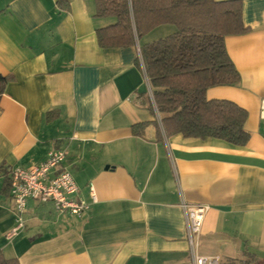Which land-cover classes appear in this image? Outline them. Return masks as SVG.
<instances>
[{"label":"crops","instance_id":"0c3cea01","mask_svg":"<svg viewBox=\"0 0 264 264\" xmlns=\"http://www.w3.org/2000/svg\"><path fill=\"white\" fill-rule=\"evenodd\" d=\"M96 11L94 0H0V75L9 79L0 98L4 256L20 264H264V0H243L249 31L225 39L240 83L206 94L247 111L244 147L168 137L141 48L175 27L131 48L102 49L97 30L116 19ZM53 149L67 152L63 168L91 208L75 217L29 201L25 229L9 240L12 169L38 165ZM183 204L209 207L194 247Z\"/></svg>","mask_w":264,"mask_h":264},{"label":"trees","instance_id":"16d2710c","mask_svg":"<svg viewBox=\"0 0 264 264\" xmlns=\"http://www.w3.org/2000/svg\"><path fill=\"white\" fill-rule=\"evenodd\" d=\"M98 18L116 24L97 30L100 48L136 46L156 28L175 27L171 35L144 44L141 57L165 134L219 139L244 147L250 134L248 113L226 100H208L212 87L234 86L241 77L226 49L228 36L249 31L242 19L243 0H94ZM138 65L141 61L138 60ZM9 79L0 75V98ZM55 113H48V120ZM143 125L134 126L141 135ZM9 184L5 191L9 190ZM0 264H20L0 249Z\"/></svg>","mask_w":264,"mask_h":264},{"label":"built area","instance_id":"2783aa9c","mask_svg":"<svg viewBox=\"0 0 264 264\" xmlns=\"http://www.w3.org/2000/svg\"><path fill=\"white\" fill-rule=\"evenodd\" d=\"M262 116L264 118V101ZM67 152L62 149L50 150L43 162L29 168L15 167L10 176V194L14 202L16 226L7 234L11 240L25 229L24 216L29 201L35 203H53L56 211L62 214L80 217L91 208V204L78 198L79 188L72 173L63 168ZM92 204L97 202L94 189H91ZM188 239L194 247L200 237L205 216L209 211L206 205L183 204ZM197 264H218L213 258H197Z\"/></svg>","mask_w":264,"mask_h":264}]
</instances>
